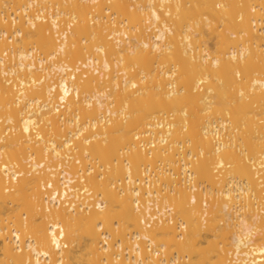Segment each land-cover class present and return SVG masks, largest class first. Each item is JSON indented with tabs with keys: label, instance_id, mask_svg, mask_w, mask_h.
Segmentation results:
<instances>
[{
	"label": "bare ground",
	"instance_id": "bare-ground-1",
	"mask_svg": "<svg viewBox=\"0 0 264 264\" xmlns=\"http://www.w3.org/2000/svg\"><path fill=\"white\" fill-rule=\"evenodd\" d=\"M3 5L20 21L0 16V264H67L82 249L84 264H264V0ZM216 166L226 198L204 223L186 189L199 179L212 193ZM153 172L185 193L181 241L139 206L155 202L139 184ZM76 176L103 198L85 200ZM160 202L171 210V197ZM225 228L222 246L198 245Z\"/></svg>",
	"mask_w": 264,
	"mask_h": 264
},
{
	"label": "rangeland",
	"instance_id": "rangeland-1",
	"mask_svg": "<svg viewBox=\"0 0 264 264\" xmlns=\"http://www.w3.org/2000/svg\"><path fill=\"white\" fill-rule=\"evenodd\" d=\"M6 6L3 5L0 11V16L5 17L4 19H13V22L18 23L20 21V18L17 16V13L19 12L17 10L16 14H11L12 11L7 12V10L5 9ZM38 12V11H35ZM40 13H42V11H40ZM27 18V17H26ZM28 23L24 24V27H27ZM55 29V28H54ZM69 33V32H67ZM26 33H24L23 31L21 33L18 32H14L11 33V37H8L7 40L12 42L15 40L16 37H18L19 39L21 37H24ZM66 34V33H65ZM8 35H10V33L6 32L5 34H3L0 31V39L3 37H7ZM55 35L57 36V40L61 41L63 39V37L56 31ZM197 36L199 38V34L197 33ZM134 38V37H133ZM27 39V38H26ZM135 39V38H134ZM24 41L20 40V44L22 45ZM203 40H201L199 38V44L202 45ZM207 43L208 45L213 49V45L215 43V37H212L210 35L207 36ZM204 47V46H202ZM9 49H13V47H10ZM6 53V51L4 52V54ZM115 55H112L113 61L116 62V59H114ZM51 59V63L49 64H54L55 61H53L52 58ZM82 68H84L83 65H80V69L77 72H81ZM70 71V70H69ZM82 76H84V73H82ZM1 122V121H0ZM62 129H64V125L62 126ZM180 163L178 162L176 165H179ZM29 165V164H27ZM3 169V167H2ZM37 169H41V167H38ZM42 169L45 170H53L52 167H48L45 165L42 166ZM41 169V170H42ZM182 170V168L180 169ZM55 174L57 175L58 172L60 171V169H55ZM214 172L216 173V178L218 180V182L216 183V187L215 189H212V193L210 192H205V191H209L210 185H207L206 182H201L199 179H196L195 182L193 184H195V186H192L191 188L188 187L186 190L187 192H191L192 195V199H191V204L194 203H198L200 204V211L202 212V218H203V222H209V221H216L219 220L220 218V214L222 213L221 211H218L217 208L222 205L224 203V199L226 198V196L224 194L221 193L220 189H218L220 187V180L222 177V174L224 172V168L220 167V166H216V168L214 169ZM150 172H143L142 173V178L145 175L149 176ZM164 176L166 174H163ZM154 176V172L153 174L150 176L151 177V182L145 183L144 181L140 182L139 184L143 187H146L148 190H151V194H150V198H155L153 202V205L150 208H146V203L145 201H143L142 199L139 200V206L144 209L145 211L147 210V213L145 215V219H148L150 222V226L156 225L158 222H160V220H166L167 222H169L170 224H173L175 227V237L177 239V241H181L184 238L183 235V228L185 226V224L183 223V218L178 215L177 213H175L174 211V207L176 205H179L184 198V192L181 193L180 191H178L177 186L174 185H168L166 186L165 182H163V179H160V176ZM259 176H260V172H259ZM155 180V181H154ZM74 183L77 184L78 187L81 186H86L87 187V191L82 192V195H84L85 200L88 199V201L91 202H95L96 199H102V195H98L97 192H95V190L93 189V187H90L89 185H85L82 177H78L76 176L74 181ZM121 181H116L115 180V184H120ZM6 188H8L9 190L11 189V187L9 186L8 183H6ZM48 188H52V186H48ZM154 190H156L154 192ZM162 195H166V198L171 197L173 200V203L171 204V210L168 209H163L162 210V205H164L165 203L160 202V199L162 198ZM148 195H144V197L146 198ZM143 198V197H142ZM60 202L65 205V206H69L70 203L68 201V198H60ZM158 210H162L163 214L158 213ZM6 216V215H4ZM47 217L44 218H39L37 220V223H41L42 221L46 220ZM132 227V226H131ZM59 229V227L57 228ZM100 230L102 231H106V229H104L103 227L100 228ZM228 228L223 229L222 231H220V234L218 237H215L211 234H206L204 233L198 240V245L202 246V247H209V241L212 239H215L217 241H219V245L222 246V244H224V241L228 239ZM128 237H131V241H135L136 238H133V236L131 234L127 235ZM106 241L110 240L111 237H107V236H102ZM62 240L66 241L65 237H61ZM142 240L145 241V243L148 242V238L142 236L141 237ZM257 242H260V240H257ZM153 247H159V245H155L154 243H152ZM65 247V246H62ZM125 247V245H120L119 249L122 250ZM160 255L163 257H173L176 256V261L184 259V260H189V255L185 254V253H181L179 250H177L174 245L169 246V245H165L164 248H160ZM83 249L76 252L75 253V257L71 258L67 264H84V259L81 257L82 253H83ZM127 250L124 249L123 252H126ZM230 260V255L227 256L226 262L228 263ZM145 262H151V260H146Z\"/></svg>",
	"mask_w": 264,
	"mask_h": 264
}]
</instances>
